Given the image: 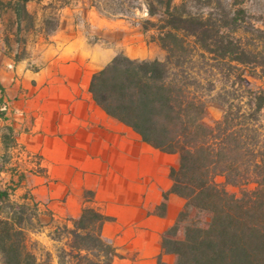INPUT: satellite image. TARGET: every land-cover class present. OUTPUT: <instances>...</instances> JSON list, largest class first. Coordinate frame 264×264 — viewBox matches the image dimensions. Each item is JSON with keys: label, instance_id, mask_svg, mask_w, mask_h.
<instances>
[{"label": "trees", "instance_id": "16d2710c", "mask_svg": "<svg viewBox=\"0 0 264 264\" xmlns=\"http://www.w3.org/2000/svg\"><path fill=\"white\" fill-rule=\"evenodd\" d=\"M32 1L0 0V15L8 16L5 53L16 63L28 59L33 37L50 40L60 26V16L50 12L53 2L43 5L40 22L29 8ZM244 3L144 0L149 16L157 20L147 18L143 27L158 31L154 40L166 51L165 59L119 52L91 79L90 91L109 115L154 148L179 156L178 166L169 172L171 189L157 207L160 215L166 214L171 192L185 199L162 234L163 248L175 261L159 256L158 264H264V85L255 87L248 78L264 79V19ZM215 71L225 78L220 88V79L210 75ZM0 89L6 91L1 81ZM3 102L4 95L0 173H14L10 184L0 183V264H112L117 252L103 234L110 216L88 205L62 223L49 210L45 223L38 201L14 199L25 174H16L18 164L6 150L25 149L19 147ZM212 103L222 107L223 115L209 124L205 119ZM229 185L240 192L229 191ZM94 197V191L85 190L86 200ZM46 225L53 227V240H65L56 257L48 249L40 254L41 244L32 237Z\"/></svg>", "mask_w": 264, "mask_h": 264}, {"label": "crops", "instance_id": "0c3cea01", "mask_svg": "<svg viewBox=\"0 0 264 264\" xmlns=\"http://www.w3.org/2000/svg\"><path fill=\"white\" fill-rule=\"evenodd\" d=\"M101 24L114 28L117 21L103 17ZM125 52L132 58H153L149 53L134 55L129 48ZM115 54L102 38L90 42L80 24L61 17L42 63L24 72L36 84L30 100L34 105L13 119L19 147L38 156L41 171L33 174L34 191L44 194L57 219L78 217L88 205L111 217L103 234L117 252L112 264H158L159 256L173 263L175 256L165 252L162 234L175 222L185 199L171 192L166 214L160 215L157 207L171 189L169 172L178 166L179 156L144 142L96 103L92 76ZM23 61L14 63L21 66ZM15 152L19 159L25 154ZM85 190L94 191L93 201L86 200Z\"/></svg>", "mask_w": 264, "mask_h": 264}, {"label": "rangeland", "instance_id": "374dc122", "mask_svg": "<svg viewBox=\"0 0 264 264\" xmlns=\"http://www.w3.org/2000/svg\"><path fill=\"white\" fill-rule=\"evenodd\" d=\"M184 1L175 0V4L180 5ZM244 1V5L251 14L264 19V0ZM49 2H53L55 6L50 12L56 13L60 16V19L62 17L66 21L69 19L72 22L80 24L81 30L88 36L90 42H97L102 38L105 44H109L115 48L116 54L119 52L126 53L125 51L129 48V51L133 52L132 54L134 55H146V53H149L153 55L152 59L158 58L162 60L166 57V51L157 40H154V36L158 35V31L155 28L145 30L143 27L145 19L152 18L153 20H157V16H149L144 5V0H43L41 3L34 0L29 4V8L37 12L40 22L44 16L43 5ZM116 11H120L119 13L121 14L114 15L113 13ZM7 17V15H0V79H2V83L6 88L5 92L0 89V96L4 95L2 105L7 106L10 117L15 119V117H23L29 105H34L33 101L30 100L32 88L36 84V81L30 76H25L24 72L26 69L34 71L42 63L43 52L50 40H45L40 36L33 37L32 42L28 45V59L23 61L21 66H17L5 53L3 31L5 27L4 21ZM103 17L115 19L117 25L114 28L106 24L102 25L101 18ZM141 43L144 44V48L141 47ZM146 46L147 51L145 50ZM214 73L210 72V75L214 79H220V81L216 80L217 87L220 88L225 78L218 71ZM248 78L255 87L264 85V79L260 77L249 75ZM222 115V107L212 103L205 120L207 123L212 124L215 120L220 119ZM2 125L3 121L0 119V127ZM3 150L4 145L0 139V154L4 152ZM6 153L11 156L12 163L18 164L19 171L16 174L19 175L20 172L25 174V181L18 188L14 199L22 201L24 196L34 198L41 205L43 221L49 223L50 213L47 208V199L44 194L34 191L37 188V180H35L33 174L41 171V168L37 164L39 160L38 156L24 152L23 158L19 159V156L11 148H8ZM13 173L10 170L1 172L0 183L5 185L10 184ZM227 188L234 193L240 192L239 188L235 186L229 185ZM58 222L62 223L64 220L58 219ZM52 231L53 227L46 225L41 231L32 233V237L41 244L40 248L38 247L40 254L44 252L43 249H48L56 257L58 246L63 244L65 240L62 242L53 240L50 237Z\"/></svg>", "mask_w": 264, "mask_h": 264}]
</instances>
